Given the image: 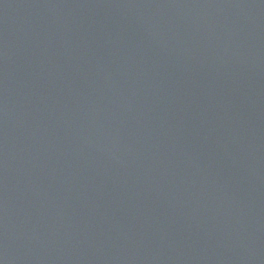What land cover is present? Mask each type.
<instances>
[{
  "label": "water",
  "instance_id": "95a60500",
  "mask_svg": "<svg viewBox=\"0 0 264 264\" xmlns=\"http://www.w3.org/2000/svg\"><path fill=\"white\" fill-rule=\"evenodd\" d=\"M0 264H264V0H0Z\"/></svg>",
  "mask_w": 264,
  "mask_h": 264
}]
</instances>
